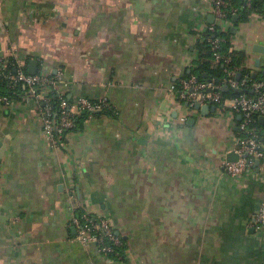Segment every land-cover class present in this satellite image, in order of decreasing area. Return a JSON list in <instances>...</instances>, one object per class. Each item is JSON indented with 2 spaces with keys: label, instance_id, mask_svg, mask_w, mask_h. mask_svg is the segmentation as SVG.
Returning a JSON list of instances; mask_svg holds the SVG:
<instances>
[{
  "label": "crops",
  "instance_id": "0c3cea01",
  "mask_svg": "<svg viewBox=\"0 0 264 264\" xmlns=\"http://www.w3.org/2000/svg\"><path fill=\"white\" fill-rule=\"evenodd\" d=\"M213 1L0 0L2 57L28 74L35 61L72 103L108 105L54 147L35 99L0 103V264H264V164H222L238 159L241 117L169 91L200 62ZM233 17L231 49L262 74L264 17ZM86 211L110 221L123 259L78 240Z\"/></svg>",
  "mask_w": 264,
  "mask_h": 264
},
{
  "label": "built area",
  "instance_id": "2783aa9c",
  "mask_svg": "<svg viewBox=\"0 0 264 264\" xmlns=\"http://www.w3.org/2000/svg\"><path fill=\"white\" fill-rule=\"evenodd\" d=\"M252 0H243V5L239 9L227 10V4L223 0H214L211 7V14L214 17V23L207 26L204 30L213 34L218 30L228 32V13L236 14L238 10L249 8ZM202 41L210 45L212 52V65L217 67L224 65V77L220 84L213 80H201L196 74L189 72L176 83H171L169 91L176 99L185 104L189 109H193L195 104L215 105L224 110L228 107L235 115L242 119L239 124L241 131L248 136L238 139L235 152L238 159L234 162L223 161L225 171L233 176H239L248 172L255 161H259L258 168H261V160L264 153L255 128H248L252 121V115L264 116V81H250L247 78L237 80L236 75L239 67H229L230 58L220 54L221 44L226 41L223 37H212L207 35L202 37ZM232 51V49L230 50ZM13 68V73L10 71ZM0 76L10 83H20L26 88L27 97L35 99L41 105L40 115L43 120V128L49 136V140L54 147H58L61 142L59 137L63 131L72 126V115L80 112L88 113V117L101 113L108 108L105 100L90 101L88 99H78L69 105L63 98L64 92L60 88L61 81L58 77H49L43 74L30 75L22 70V63L16 58L5 59L0 55ZM227 86L232 90H241L250 87L255 93L254 96H248L240 92V95L231 99H223L221 96V87ZM56 95L59 101L60 118L58 123L51 119L52 106L51 94ZM0 103L8 104L10 100L6 96L0 95ZM255 229L264 231V204L260 207L254 216ZM72 224L77 228V238L83 243H91L95 246L97 253L106 257L122 258L120 249L122 241L115 234L110 221L101 214L83 212L73 217Z\"/></svg>",
  "mask_w": 264,
  "mask_h": 264
},
{
  "label": "trees",
  "instance_id": "16d2710c",
  "mask_svg": "<svg viewBox=\"0 0 264 264\" xmlns=\"http://www.w3.org/2000/svg\"><path fill=\"white\" fill-rule=\"evenodd\" d=\"M227 4V10L231 9H239L243 5V0H223ZM238 15V22H247L250 20V17L252 15H260L264 17V0H252L251 5L249 8H244L242 10H238L237 13ZM233 13H228L227 20L232 21ZM217 30L213 34H209V32H203L201 35L203 37L210 35L212 37H223L226 39L225 42L221 44L220 47V54L229 57L230 62H229V67H239L240 70L238 71L237 74L240 75L239 79L237 80H242L244 78L249 79L250 81H264V76L259 73L256 76L253 77V74L249 73V70L246 69L245 67V59L246 55L244 52H239L236 50H231V45L229 42V37L231 36L230 31L227 33L220 32L218 30V27H216ZM196 48L199 52V57H200V62L197 65L196 69L192 70L193 74H196L199 79L201 80H213L216 84H220L222 81V78L224 77L223 69L224 65L220 64L217 67H213L212 65V52L210 50V45L205 42L201 41L196 44ZM10 71L13 73V68H10ZM27 73V72H26ZM203 74H207V77H202ZM184 76H187L185 74ZM237 76V75H236ZM26 88L20 84V83H10L9 81H6L5 79H2L0 76V95L6 96L8 99L13 97L14 95L17 96L21 93H25ZM221 96L223 99H231L238 97L240 93H237L236 90H232L228 88L225 91H221ZM241 93L248 95V96H254L255 93L251 90L250 87H245L242 89ZM63 98L66 100L67 103L72 104V101L68 98L67 94L65 93ZM59 101L60 99L54 95L53 93L51 94V106H52V115L51 119L58 123L59 118H60V108H59ZM106 110L102 111L105 112ZM100 114V113H98ZM88 113L86 112H80L78 114L72 115V126L69 129H66L61 133L59 137V141H62L64 139V136L72 131H77L82 128L83 121L87 118ZM242 119L240 120L241 123ZM248 128H255L257 131L258 138L257 140L260 142L262 145L264 141V123L260 122L259 116L256 114L252 115V121L248 125ZM248 135L244 131H240L238 134L239 139L246 138ZM263 150V149H261ZM261 164H264V158L261 160ZM123 245L122 248L120 249V252L123 254ZM113 259H117V257L111 256Z\"/></svg>",
  "mask_w": 264,
  "mask_h": 264
},
{
  "label": "water",
  "instance_id": "95a60500",
  "mask_svg": "<svg viewBox=\"0 0 264 264\" xmlns=\"http://www.w3.org/2000/svg\"><path fill=\"white\" fill-rule=\"evenodd\" d=\"M211 17H212V16H211ZM236 18H237V16L235 15V16L233 17V20L235 21ZM212 19H213V17H212ZM235 30H236L235 28H232V29H231V32L234 33ZM255 50H256V51H263V48L260 47V46H256V47H255ZM36 66H37V63H36L35 61H30V66H29V74H30V75H35V74H36ZM256 66H258V61H256ZM262 75L264 76V70L262 71ZM202 77H204V78L207 77V74H203ZM239 77H240V75L237 74L236 78L239 79ZM227 89H228V87L225 86V85L221 87V91H225V90H227ZM236 92H237V93H240L241 90H236ZM193 108H194L195 110L200 111V113L204 115L205 113H207V111H209V110H214V109H215V106L195 104ZM259 119H260V121H262V120L264 119V116H260ZM228 161H230V162H234V161H236V160H229V159H228ZM258 164H259V161H255L254 166L256 167V166H258Z\"/></svg>",
  "mask_w": 264,
  "mask_h": 264
},
{
  "label": "rangeland",
  "instance_id": "374dc122",
  "mask_svg": "<svg viewBox=\"0 0 264 264\" xmlns=\"http://www.w3.org/2000/svg\"><path fill=\"white\" fill-rule=\"evenodd\" d=\"M88 117V116H87ZM83 213V212H82ZM123 256H122V258L121 259H123V257H124V254H122Z\"/></svg>",
  "mask_w": 264,
  "mask_h": 264
}]
</instances>
